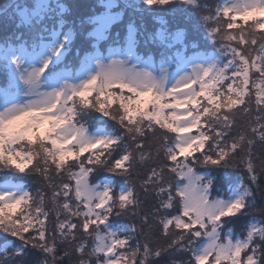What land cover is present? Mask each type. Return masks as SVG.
<instances>
[{
  "label": "snow or ice",
  "instance_id": "snow-or-ice-1",
  "mask_svg": "<svg viewBox=\"0 0 264 264\" xmlns=\"http://www.w3.org/2000/svg\"><path fill=\"white\" fill-rule=\"evenodd\" d=\"M98 6L0 3V264H264V0Z\"/></svg>",
  "mask_w": 264,
  "mask_h": 264
},
{
  "label": "trees",
  "instance_id": "trees-1",
  "mask_svg": "<svg viewBox=\"0 0 264 264\" xmlns=\"http://www.w3.org/2000/svg\"><path fill=\"white\" fill-rule=\"evenodd\" d=\"M123 3V0L120 1ZM208 4H213L215 0H205ZM0 3H16V0H0ZM65 6V14L64 18L66 20V23L71 24L73 21L77 24L80 25L81 20H85L89 17V15L96 14L97 11L101 9L99 7V0H62V2ZM179 5L176 6V11H171L169 10L166 14L164 15V18L166 20H169L173 25L179 23L181 20H184V23H187V20L183 17V14L179 11ZM119 10V9H117ZM128 20V14L122 18L121 21H118L117 24L113 26V31H121L126 27V23ZM144 23L147 24L149 27L152 25H156L157 27L159 26V22L156 16L154 15H147L144 18ZM192 26H195V20L192 22ZM91 25H86L85 28L86 30L90 29ZM3 29V22L0 21V31ZM197 37L199 39H203V32L196 33ZM259 147V146H258ZM236 172L237 170L234 168H229L227 170H224L220 173L221 176H223L224 180L226 182H231L235 180L236 177ZM213 175H217V173L213 172ZM245 221L243 219L238 220L234 222L231 227L234 229L235 233L239 235L242 231V227ZM169 259H175V260H181V259H186L183 254H174L173 256L169 257Z\"/></svg>",
  "mask_w": 264,
  "mask_h": 264
},
{
  "label": "rangeland",
  "instance_id": "rangeland-1",
  "mask_svg": "<svg viewBox=\"0 0 264 264\" xmlns=\"http://www.w3.org/2000/svg\"><path fill=\"white\" fill-rule=\"evenodd\" d=\"M121 1V0H120ZM59 2L61 3L62 2V0H59ZM103 9L101 8L99 11H97V13L96 14H98L100 11H102ZM90 16V15H89ZM85 20H87V19H85ZM91 30V26H90V29H89V31Z\"/></svg>",
  "mask_w": 264,
  "mask_h": 264
}]
</instances>
